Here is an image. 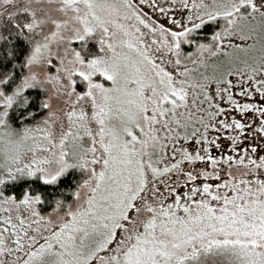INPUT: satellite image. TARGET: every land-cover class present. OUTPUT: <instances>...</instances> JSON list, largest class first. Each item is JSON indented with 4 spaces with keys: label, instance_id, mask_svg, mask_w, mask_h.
I'll list each match as a JSON object with an SVG mask.
<instances>
[{
    "label": "snow or ice",
    "instance_id": "snow-or-ice-1",
    "mask_svg": "<svg viewBox=\"0 0 264 264\" xmlns=\"http://www.w3.org/2000/svg\"><path fill=\"white\" fill-rule=\"evenodd\" d=\"M0 264H264V0H0Z\"/></svg>",
    "mask_w": 264,
    "mask_h": 264
},
{
    "label": "trees",
    "instance_id": "trees-1",
    "mask_svg": "<svg viewBox=\"0 0 264 264\" xmlns=\"http://www.w3.org/2000/svg\"><path fill=\"white\" fill-rule=\"evenodd\" d=\"M212 31V26L209 25L207 28L202 29L199 34H198V42H207V40L210 38V33ZM186 51H190L191 49L188 48V46H184ZM200 71L202 72H210L211 69H203L201 68ZM39 99V97H37ZM42 115V113H41ZM39 118V116H37V119ZM191 131V130H189ZM79 179V175L78 174H70L67 177L63 178L62 181L57 185V186H45L43 185L41 182L39 181H35V182H31L30 186L37 190L40 191L44 194L45 200L46 201H50L58 196L61 195V193L63 192L64 197L67 199H71L70 196V191L72 188H74L75 186V181ZM25 187L24 184H20L15 188V193L17 195L20 194L21 190ZM41 209L43 212H48L50 211V207H48L47 204L45 205H41Z\"/></svg>",
    "mask_w": 264,
    "mask_h": 264
},
{
    "label": "rangeland",
    "instance_id": "rangeland-1",
    "mask_svg": "<svg viewBox=\"0 0 264 264\" xmlns=\"http://www.w3.org/2000/svg\"><path fill=\"white\" fill-rule=\"evenodd\" d=\"M160 2L163 3V0H160ZM145 12H146V13L148 14V16L151 17L152 19L157 20L159 23H164L165 26H168L167 23H166L165 16H164L163 14H160V13H154V12H153L151 9H149V8H145ZM168 15H173V13H172V12H169ZM175 18H177V19L180 18V17H179V13H176V14H175ZM157 62H159V60H158ZM188 66H189V67H192V65H188ZM52 72H55V68L52 69ZM96 79L99 80L100 78L97 77ZM83 88H84V85L80 82L79 78L77 77V91H81V90H83ZM235 98H236L237 100H239L240 102H244V98H242V97H235ZM221 106H222V107H225V105H224L223 103H221ZM231 115H236V114H235V113H232V114H230V117H231ZM230 117H229V118H230ZM237 118H239V116H237ZM38 119H39V118H38ZM219 119H224V117L221 116V117H219ZM197 127H198V125H197ZM201 131H203V129H201ZM216 135H217L216 132H214V131H212L211 129H209V139H211L212 137H214V136H216ZM219 142H220L222 145H228V144L230 143L229 141L224 140L223 135H221V139H220ZM180 143L183 144L184 142H183V141H180ZM185 146L188 147L189 150H193L195 147H197V146L195 145L194 140L189 141V142L187 143V145H185ZM240 147L242 148L243 145H241ZM211 151H212V154H213L214 156H217V157H219L220 154H221L219 151L215 150L214 147L211 149ZM224 153H225V154H232V153H230V151H229V149H228L227 147L224 148ZM169 154H170V153H169ZM241 154H242V152L238 149L237 153L235 154V155H236V158L238 159V158H239V155H241ZM221 167H225V168H226L225 165H221ZM200 182H201V181L198 180L196 183L199 184ZM209 182L215 184V183H217L218 181L210 180ZM180 191H184V189L181 188Z\"/></svg>",
    "mask_w": 264,
    "mask_h": 264
}]
</instances>
